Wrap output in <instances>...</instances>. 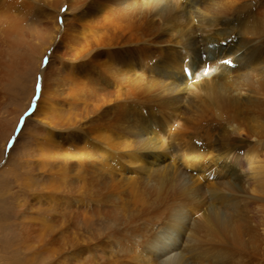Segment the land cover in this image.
I'll list each match as a JSON object with an SVG mask.
<instances>
[{
    "label": "bare ground",
    "instance_id": "6f19581e",
    "mask_svg": "<svg viewBox=\"0 0 264 264\" xmlns=\"http://www.w3.org/2000/svg\"><path fill=\"white\" fill-rule=\"evenodd\" d=\"M6 104L2 141L32 118L29 144L50 123L80 134L32 152L49 154L2 209L15 251L0 264H239L258 252L264 0H0V113ZM181 106L172 159L155 128ZM201 133L208 163L189 150ZM120 161L143 178H119L132 170Z\"/></svg>",
    "mask_w": 264,
    "mask_h": 264
},
{
    "label": "rangeland",
    "instance_id": "374dc122",
    "mask_svg": "<svg viewBox=\"0 0 264 264\" xmlns=\"http://www.w3.org/2000/svg\"><path fill=\"white\" fill-rule=\"evenodd\" d=\"M63 10H64V6H62L60 8L61 12H64ZM61 17H62L61 15L58 16V18H60V20L62 19ZM219 28H220V26L219 27L217 26L214 29H219ZM222 43L225 44V41H222ZM76 62H77V60L75 61V63ZM186 75H187V77L189 79H191V74L188 72V70H186ZM190 83H191V80H190ZM189 87L192 89V85L189 86ZM188 98L190 99V98H194V97L193 96H189ZM8 106H10V105L6 104V105L3 106L2 110H1V113H0L1 114L0 115V119H8V118L11 117V115L7 114V112H6V109H8ZM183 108H184L183 106H181L180 109L172 108L169 113H163V118L162 119L165 118V120H161V118L157 119L160 122V126L158 125L157 128H155V131H156V133L158 132V134H160V136L162 137L163 141L165 142V144L168 147H169L170 141H171L170 137H172V134H173V133L170 134L171 127L174 128L176 126V123H177L176 119H180L181 118V115L183 114L181 109H183ZM151 112H154L155 116H159L160 117V115H161V113H160V115L158 113V112H160L159 109H157V110L152 109ZM30 114L31 113L29 112V109L27 110V112L23 113V115L25 117L29 116ZM171 114L172 115L175 114V115L172 116ZM170 117H173L172 120H171ZM173 122H175V123H173ZM29 125L30 126H28L29 127L28 130H26V132L23 133L22 135H19V133L22 130L21 129L22 126L20 125L18 127H15V129H12V132L10 131V134L8 136L9 138L6 139V141L5 140L4 141L0 140V199L4 198V200H7V201H5L3 203L4 205L2 204V201H0V211H1L0 212V219H1L2 209H4L5 206L10 204V202H11L10 200H12L14 192L16 193V191L19 188V186L25 187L26 185H28V183L24 184L25 181L26 182H31L33 176L36 177V176L39 175V173H38V171H39L38 169L39 168H37V167L40 164L38 162H39V160H42V158L44 156L47 158L49 152L44 153L42 155L33 154L32 152L37 150L38 145H41V147H42L45 144L44 140H46V137L50 138V140L52 142H55L58 145H66L65 143L70 138H72L74 135H78V133L80 134V131H78L79 128H77V127L73 128V125L68 126V125L61 124V123L60 124L59 123L58 124L57 123H50L49 124L50 126L47 125L44 129L37 128L36 131H38V134H37L38 140H37V142H35V140H32L31 143L29 144L28 142L31 140L30 137H31V134H32V132H30V130H32L33 125L37 126V123L32 118V120H31ZM59 126H60L61 129L59 128ZM71 126H72V128H71ZM177 126H178V124H177ZM76 128H77V131H76ZM39 132H41L43 134L41 135ZM18 135H19V137H18ZM198 140H200L201 143ZM189 142L192 145V148H190L189 150H198V152H200V154L202 156V163L204 162V160H206L207 163H208L207 155L204 156V152L206 151L205 149L209 150V148H208L209 139L206 136H204L203 133H201V135H197V136L191 137ZM197 144H198V146H197ZM44 147H45V145L42 148V149H44L43 152H46L47 148H44ZM170 147H171V145H170ZM170 147H169V153H170L171 158L173 159L174 156L172 157V155H171ZM175 148H173V149L176 152H178V154H181V153H184L186 151L187 146L185 148L183 145L182 146L181 145L180 146L177 145ZM48 149H47V151H50ZM25 152H27V153H25ZM28 152H30L31 155ZM192 154H195V153L192 152ZM55 158L58 159V157H55ZM52 159L53 158L50 159L52 164L57 161V159H54L55 162H53ZM120 162H121V165H122V169L130 168L132 170L129 171V172H120V175H118L119 178H121L122 180H125L126 178H131V179H133L135 181H139V180H141L143 178L144 173L142 171L138 170V169H135L137 165H132L131 166V165H128L127 163H125V162H123V163H122V161H120ZM49 164L47 166H49ZM31 165H32V167H30ZM133 166H134V168H133ZM39 167H41V166H39ZM45 168H47V167H45ZM219 169H220V166H219ZM190 171L192 172V174L194 176L198 175V172H197L196 169H194V170L192 169ZM23 177H24L25 180L23 179ZM243 185L247 189H249V186H248V184L246 182L245 183L243 182ZM113 192L117 196L123 195V193H116L115 191H113ZM255 205L256 206H255L254 212L255 211L257 212L256 213L257 218H258V220L262 221L263 226H264V222H263L264 219H262V218H264V215H263L264 213L261 214L262 217L260 215V212L261 213L264 212L263 211L264 210L263 209L264 205H262V203H259V202L257 204H255ZM258 208H259V210L261 208L262 211H259ZM200 216H201L200 213L195 215L196 218H200ZM139 220H140L141 226L143 227V229L145 231V237H150V236H152L154 234V232H156L155 229L153 231V226H152V223H151L152 218L149 215L142 214V216H140ZM0 223H1V220H0ZM262 223H261V225H262ZM263 226H259V229H258V243H259V246H260V247H258V252H251L250 251L247 255L240 256V258H239V262L240 263L239 264H264V250H263V247H264V236H263V234L264 233H262L263 231L261 230ZM157 233H159V232H157ZM5 244H6V242H4L0 238V263H1V261L6 262L9 259V257H12L11 255H12L13 251H15L13 243L12 244H6V247H5ZM5 254H7V255H5ZM19 255L22 257L21 253H19ZM30 257H32V256H30ZM38 258H40V257H38ZM27 259H28V257L23 258L22 259V263L23 264H30L29 262H32V261H29Z\"/></svg>",
    "mask_w": 264,
    "mask_h": 264
},
{
    "label": "snow or ice",
    "instance_id": "6c2138e0",
    "mask_svg": "<svg viewBox=\"0 0 264 264\" xmlns=\"http://www.w3.org/2000/svg\"><path fill=\"white\" fill-rule=\"evenodd\" d=\"M208 58H209V60L213 59V57L211 55H209ZM221 63L228 64V63H231V61H229V60H223V61H221ZM204 73H205V75H207V68L204 69Z\"/></svg>",
    "mask_w": 264,
    "mask_h": 264
}]
</instances>
